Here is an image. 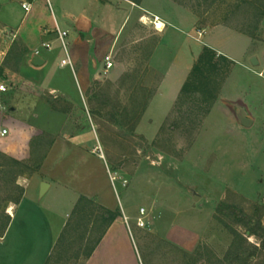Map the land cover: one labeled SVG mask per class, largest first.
<instances>
[{
    "label": "rangeland",
    "instance_id": "374dc122",
    "mask_svg": "<svg viewBox=\"0 0 264 264\" xmlns=\"http://www.w3.org/2000/svg\"><path fill=\"white\" fill-rule=\"evenodd\" d=\"M111 1L121 7L94 19L114 28L131 5ZM173 1L195 15L200 34L178 20L162 34L154 24L129 20L106 56L123 70L118 78L103 73L105 61L102 76L91 79L83 92L70 67L60 68L68 75L70 100L37 82V67L25 63L28 52L13 34L37 20L38 3L25 13L17 1L0 0V84L7 89L0 93V151L14 152L25 164L15 183L28 193L39 181H51L58 204L72 191L78 196L76 211V203L65 209V226H70L58 237V260L79 264L87 249L81 237L86 230L90 235L93 220L109 210L128 218L139 264H264V17L256 24L264 1ZM50 2L61 28L68 24L62 12L92 8L89 0ZM196 37L234 59L222 64L221 87L209 107L201 93L179 99L206 46ZM57 40L54 49L60 53ZM65 43L69 50L68 37ZM252 56L258 65L250 63ZM167 68L169 84L159 94ZM241 110L253 120L251 126L240 123ZM2 186L0 222L10 195H18L9 192L11 184ZM140 208L145 210L142 227L137 225Z\"/></svg>",
    "mask_w": 264,
    "mask_h": 264
},
{
    "label": "crops",
    "instance_id": "0c3cea01",
    "mask_svg": "<svg viewBox=\"0 0 264 264\" xmlns=\"http://www.w3.org/2000/svg\"><path fill=\"white\" fill-rule=\"evenodd\" d=\"M125 1L130 3L131 10L125 14L123 21L114 28L111 27L110 23H97L98 21L94 19L96 14L104 13L103 11L112 12L121 7L120 5L117 7L116 3L111 0H89V5L92 8L87 9L85 6L77 9L76 13L62 12V17L67 19L68 23L67 27L63 29L68 31L69 50L66 47L71 66L61 64V60L65 58L66 53L64 49L60 53L59 50L58 52L55 51L54 46L57 44L58 38L53 37L56 34L53 31L54 27L49 26L51 24L49 23L50 16L47 5L43 2L38 3L37 20L29 26L16 28L13 33L14 36L21 39L28 52L24 59L25 63L32 66L35 54L43 60L41 65H33L37 67L35 77L37 82L50 88L52 92H59L73 100L72 95L67 90L69 84L65 81L68 80V75L62 74L60 68L69 66L84 92L91 79H99L102 76L100 66L103 63L105 64L106 56L120 41L129 20L133 23L140 21L147 25L153 24L154 18L158 17L156 23L159 21L164 25L159 34H162L167 25L173 24L175 20L189 28H197L195 27L197 21L195 15L173 0ZM153 6H160L162 9L157 10ZM176 12L177 16H174ZM196 31L200 34L198 29ZM196 39L202 43V46H210L234 61L233 56L214 44L206 40V42H202L201 38L198 37ZM43 43H49L50 47H44ZM112 62V66L105 68L103 73H108L113 79H116L123 70L116 67L114 60ZM112 68H115V70L111 73L110 69ZM163 76L158 90L159 94L163 93L165 86L169 84L168 68L163 72ZM8 151L4 153L16 157L14 152ZM41 182H38L37 189L34 188L29 193L18 181L15 183L23 192L20 198L17 195L19 199L10 195L8 202L5 204V215L8 216L9 221L4 232L0 231V264H69L67 261L57 259L60 251L57 242L68 218V212L65 209L71 211L78 196L72 191L71 196L68 197L69 199L58 204L54 200L57 188L51 181H48L49 187L45 193L42 196L39 195ZM9 192L12 193L14 190H9ZM62 208L64 209L62 210ZM127 228V222L122 216L118 215L107 229H103V234L91 254L88 257L82 255L79 264H139ZM99 229L100 227L94 229L90 235L87 233V237H98Z\"/></svg>",
    "mask_w": 264,
    "mask_h": 264
},
{
    "label": "trees",
    "instance_id": "16d2710c",
    "mask_svg": "<svg viewBox=\"0 0 264 264\" xmlns=\"http://www.w3.org/2000/svg\"><path fill=\"white\" fill-rule=\"evenodd\" d=\"M133 1H140V0H133ZM264 1V0H262ZM239 8V6H238ZM231 14L235 15V12H231ZM264 17V10L258 11L256 14V24L261 21V19ZM257 26V25H256ZM240 32L252 37L254 34V30H248V29H241ZM225 63H233L229 58H227L224 55H220L217 52H215L213 49L204 46L201 53L197 57L195 63L193 64L188 77L184 84L182 85V88L180 90L179 99L182 98V96L187 94H194V93H201L206 100V106H210L212 102H214L218 96L219 89L221 87V81L218 78V73L221 71L222 64ZM159 80L162 79V76L158 74ZM158 85V84H157ZM156 87V86H154ZM155 89V88H154ZM152 93L149 94L148 99H151ZM147 99V101H148ZM147 102H145L141 107V112L146 108ZM208 109L203 111L204 113H207ZM0 158L5 160V163H0V191L2 189V185H9L10 191L14 192L16 191L18 194V197L20 198L22 195V190L15 185L16 178L23 174L25 172L26 166L23 162L20 160L7 155L6 153L0 151ZM1 181L3 184H1ZM13 182V183H12ZM17 197V198H18ZM16 198V199H17ZM18 198V199H19ZM82 199V198H81ZM83 200H86L83 198ZM82 201V200H81ZM87 201V200H86ZM89 204H93L92 200L87 201ZM79 203V202H78ZM82 204V203H81ZM79 204L76 203L74 207V212L76 211V208ZM5 205L2 208V216L4 217V220L0 222V231L4 232L9 218L7 215H5ZM120 215L117 211H109L104 210L101 215H97V217L93 220L92 223V229H99V236L95 238H89L87 237V230L85 235L81 237V239L84 241L83 246H87V249L81 253L84 256L88 257L91 252L93 251L95 245L100 240L101 235L103 234V231L108 228V226L111 224V222ZM70 224L65 226L63 232L66 230L68 231V227ZM88 229V231H92ZM104 229V230H103ZM249 233L252 235L254 232L252 230H249ZM64 237V235H63ZM60 247V246H59ZM61 249V248H60ZM80 254V255H81ZM79 256V254H78Z\"/></svg>",
    "mask_w": 264,
    "mask_h": 264
},
{
    "label": "built area",
    "instance_id": "2783aa9c",
    "mask_svg": "<svg viewBox=\"0 0 264 264\" xmlns=\"http://www.w3.org/2000/svg\"><path fill=\"white\" fill-rule=\"evenodd\" d=\"M15 1H17L21 5V7L25 10V13L30 12L33 9V7L35 6V4H37V3L43 2V3H45L47 5L48 9L53 14V19H54L53 31L56 33L57 38L61 41L62 47H63V49H64V51L66 53L65 58H63L61 60V64L62 65H70L71 66L72 64H71L70 58L68 56L67 47H66L67 45L65 43V38L68 35V31L60 27L56 17L54 16L50 0H15ZM157 20H158V17H155L154 18V23H153L154 27L156 29H158V30L163 29L164 25L161 23L162 24V28H159L158 27V23H156ZM43 46L46 47V48H49L50 44L49 43H43ZM111 66H112V62L110 60H107L105 68L107 69V68H110ZM6 90H7L6 86L3 83L0 84V92H5ZM6 134H7V129L3 128L1 130V135L4 136ZM139 213H140V216L138 217L137 225L142 227V226L145 225V222H144L145 210L143 208H140ZM126 219L127 218H125V220Z\"/></svg>",
    "mask_w": 264,
    "mask_h": 264
},
{
    "label": "water",
    "instance_id": "95a60500",
    "mask_svg": "<svg viewBox=\"0 0 264 264\" xmlns=\"http://www.w3.org/2000/svg\"><path fill=\"white\" fill-rule=\"evenodd\" d=\"M42 63H43V60H41L39 55L35 54L34 57H33V60H32V64L34 66H39ZM250 63L253 66H256V65L259 64V61H258L256 56H252L250 58ZM239 119H240V123L243 126H245V127L251 126L253 124V120L246 115L244 110H241V115H240ZM48 187H49V183L41 182L40 183V187H39V195L42 196L45 193V191L47 190ZM194 199L196 200L197 196H194Z\"/></svg>",
    "mask_w": 264,
    "mask_h": 264
},
{
    "label": "bare ground",
    "instance_id": "6f19581e",
    "mask_svg": "<svg viewBox=\"0 0 264 264\" xmlns=\"http://www.w3.org/2000/svg\"><path fill=\"white\" fill-rule=\"evenodd\" d=\"M158 27L162 28V24L158 21Z\"/></svg>",
    "mask_w": 264,
    "mask_h": 264
}]
</instances>
